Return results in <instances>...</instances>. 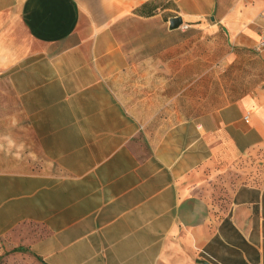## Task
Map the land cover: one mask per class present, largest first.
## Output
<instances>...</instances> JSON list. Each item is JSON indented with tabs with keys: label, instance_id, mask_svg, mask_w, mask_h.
I'll use <instances>...</instances> for the list:
<instances>
[{
	"label": "crops",
	"instance_id": "crops-1",
	"mask_svg": "<svg viewBox=\"0 0 264 264\" xmlns=\"http://www.w3.org/2000/svg\"><path fill=\"white\" fill-rule=\"evenodd\" d=\"M170 6L258 57L264 0H0L11 248L44 264H264V180L241 164L264 150V81L201 113L199 74L186 83L169 51Z\"/></svg>",
	"mask_w": 264,
	"mask_h": 264
},
{
	"label": "rangeland",
	"instance_id": "rangeland-1",
	"mask_svg": "<svg viewBox=\"0 0 264 264\" xmlns=\"http://www.w3.org/2000/svg\"><path fill=\"white\" fill-rule=\"evenodd\" d=\"M173 17L181 16L170 6L169 10L163 13V20ZM186 24H183L174 36L169 37L168 47L170 52L184 55L186 74L189 70L186 83L192 81V74H199L201 113L211 107L231 103L258 89L264 81V61L259 56L233 57L223 32L214 28L208 16L203 19L202 25ZM118 36L132 38V28H121ZM126 48L132 50V45H127ZM17 112L12 93L5 85H0V118L4 115L16 116ZM16 128V124L7 126L0 123V135L11 139ZM31 152L30 148L25 150V158L32 162V156L29 155ZM241 164L253 167L254 170L250 172L259 180H264V150L260 151L258 158L251 156ZM13 250L15 249L0 239V264H42L30 254L12 253Z\"/></svg>",
	"mask_w": 264,
	"mask_h": 264
},
{
	"label": "built area",
	"instance_id": "built-area-1",
	"mask_svg": "<svg viewBox=\"0 0 264 264\" xmlns=\"http://www.w3.org/2000/svg\"><path fill=\"white\" fill-rule=\"evenodd\" d=\"M249 3H253L256 0H247ZM254 53L259 56L262 60H264V30H262L257 43L253 48ZM247 121V117L245 118Z\"/></svg>",
	"mask_w": 264,
	"mask_h": 264
},
{
	"label": "water",
	"instance_id": "water-1",
	"mask_svg": "<svg viewBox=\"0 0 264 264\" xmlns=\"http://www.w3.org/2000/svg\"><path fill=\"white\" fill-rule=\"evenodd\" d=\"M183 25V20L181 17H174L169 20V29L171 31L179 29ZM209 264V263H205Z\"/></svg>",
	"mask_w": 264,
	"mask_h": 264
},
{
	"label": "trees",
	"instance_id": "trees-1",
	"mask_svg": "<svg viewBox=\"0 0 264 264\" xmlns=\"http://www.w3.org/2000/svg\"><path fill=\"white\" fill-rule=\"evenodd\" d=\"M152 15H153V14H147V17H150V16H152ZM12 253H22V254H26V253H28V250L25 249V248H17V249H15V250H13ZM36 259H37L40 263L44 264L40 258L36 257Z\"/></svg>",
	"mask_w": 264,
	"mask_h": 264
}]
</instances>
